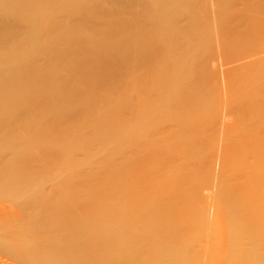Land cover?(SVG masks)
Wrapping results in <instances>:
<instances>
[{
	"label": "bare ground",
	"instance_id": "6f19581e",
	"mask_svg": "<svg viewBox=\"0 0 264 264\" xmlns=\"http://www.w3.org/2000/svg\"><path fill=\"white\" fill-rule=\"evenodd\" d=\"M258 30L264 34V0H0V142L12 140V146H18L30 141L22 148L0 149V176L25 178L66 164L74 166L75 176H112L110 165L90 167L88 162H74L75 157L86 156L90 148L91 153L102 148L117 153L115 142H145L133 133L138 123L126 127L136 115L148 129L149 120L167 113L177 101L172 100V91L164 90L170 81L179 84L183 73L169 65L187 70L185 89L205 88L208 71L198 75L197 68L205 62L200 49L190 51L194 61L188 64L187 53L174 54L180 44H196L197 35L200 42L207 38L209 45L224 44L222 32L230 33L243 43L237 55L244 56L226 60L220 71L214 69L226 73L230 81L262 61L251 52ZM224 46L233 56V46L228 42ZM255 78L264 82V67ZM245 101L215 142L220 147L217 154L199 149L173 164L186 150L182 140L198 144L199 138L205 139L202 129L190 127L183 128L176 141L168 140L171 134L165 130L144 149L130 151L140 156L125 175L123 187L153 192L155 199H144L143 206L153 212L148 232L153 230L154 238L138 232L133 209L129 219L118 222L122 212L117 207L87 209L68 217L41 210L24 216L18 208L13 216L2 207V235L28 239L29 245L17 244L20 253L47 251L58 264H169L161 246L170 238L165 235V206L172 202L162 194L173 189L178 168L203 162L208 181L214 177L222 181L203 193L208 202L202 201L194 215L219 225V236L247 240L264 255V96ZM203 107L184 116L194 125L208 124L216 118L217 107L208 113ZM234 107L232 100L227 101L226 109ZM108 157L104 154L101 162ZM128 164L120 162L127 165L124 169ZM215 165L222 166V172H215ZM197 182L192 176V185ZM257 193L262 204L255 203ZM255 209L262 213L257 215ZM101 212L114 221L97 225ZM251 252L244 249L228 261L247 264L242 257Z\"/></svg>",
	"mask_w": 264,
	"mask_h": 264
},
{
	"label": "rangeland",
	"instance_id": "374dc122",
	"mask_svg": "<svg viewBox=\"0 0 264 264\" xmlns=\"http://www.w3.org/2000/svg\"><path fill=\"white\" fill-rule=\"evenodd\" d=\"M200 16L201 18L207 17V15ZM256 34H260V36L258 41L253 45L251 52L256 53V56L263 57L262 61L248 67L244 71V74H239L230 81L226 78V73H217L214 69L216 68L217 71H220L224 67L223 65L221 66L222 63L230 58L235 59L234 57L241 53L242 42L235 41L234 37L226 31L222 32V37L226 40L224 44L215 42L209 45L206 42L207 38L202 41L205 43H202L198 35L195 36L197 39L196 44L187 45L185 42H182L180 48L174 54L178 55L182 51V55L187 53L189 58L188 64L194 61L193 52L190 54V51L194 48L200 49V57L204 58L205 60L203 61L205 62L199 64L197 68L198 75L204 70L208 71V76L203 78L204 84H206L205 88L190 89L191 91L188 90L189 88L185 89L186 83L189 81L188 74L184 76L187 70L183 67L176 68L174 64L169 65V69H174L176 73H183V76L176 81L179 84L174 86V81H170L164 90L165 93L172 91L170 96L172 100L177 98V101L168 108L169 111L167 113H162L154 118V120H149V123L146 124L149 127L148 129L141 126L139 116L137 118L136 115L130 119L132 123L130 122L131 124L126 127L132 129L133 123H138L139 126L134 128L133 133L138 141L145 139V142L142 141L137 144L131 141L115 142L114 144L119 148V152L117 153H111L106 148H102L101 152L98 150L91 153L90 148L87 150L88 154L86 156L77 155L75 157L74 162H88V166L90 167L110 165L114 170L112 176H107L106 178L88 174L75 176L72 173L74 166L70 164H66L57 170H48L44 173L34 174L25 178L14 174L0 176V208L6 207L13 216L17 212L14 208H18L23 209L21 213L24 216L32 211L41 210L50 214L52 213L56 217H68L70 215H80L87 209L102 208L98 210L107 211L117 207L122 212V217L118 222L129 219V213L131 215L129 209H133L132 213L134 215L131 216L135 220L138 232H147V235L150 233L152 238H154L153 230L148 232V228L150 227L149 220L153 212H148L145 206H143L144 199H155L153 192L151 190L144 192L140 188L130 190L123 187V181L127 178L125 175L130 171L133 161L140 156V154L129 153L131 150L144 149L147 141L157 140V137H160L165 130H169L171 134L168 140L176 141L182 137V133L184 132L182 129L190 127L202 129L205 139L199 138L201 141L198 144L182 140L183 145L180 144L181 148H185L186 150L181 154H177V157L173 160V164L184 162L183 159H186L187 155L193 154L199 149H208L217 154V149H220V147L215 146V142L226 131L225 125L231 121V118L235 115L234 113L240 111L239 107L247 103L248 100H245L249 96H253L255 99L264 96L263 79L255 78L259 73V69L264 67V34L260 30ZM227 42L233 46V56L228 54V46H224ZM242 56L239 55L236 58ZM248 80H252V83L243 85ZM242 85L243 88H240ZM235 91L237 93L233 95ZM231 100L235 105L234 109H226L227 101ZM154 104H150L149 106H154ZM160 104L161 100L158 105ZM213 106L217 107V115L208 124L200 123L194 125L184 116V112L198 111L200 107H203L205 112L208 113V111L213 110ZM186 131L190 130L187 129ZM152 132L154 133L152 134ZM111 134L113 132H110L109 135ZM29 142L24 141L18 146H12L14 142L6 140L0 142V149L22 148L27 146ZM177 148L180 149L178 146ZM104 154H108L109 157L107 160L101 162ZM123 160L125 163H129L126 169L124 168L127 165H120V162ZM116 162L117 169H114V163ZM206 164L202 162L197 166L183 165L181 168H178L181 170L179 173L174 171L178 174V177L175 183L172 184L173 189H167V193L162 194L164 199L172 202L168 206H165L167 218L165 222L167 228L165 235L170 236V238L165 243L166 245L161 246V249L166 252L169 264H230L228 261L229 256L232 257V254L239 255L244 249H252L254 251L242 257L245 263L264 264V255L261 253L262 248L254 247V244H251L247 240H234V238L230 237L223 238L219 236L221 234L219 225L209 223L206 220L201 221L194 215L193 211L197 210L198 205L202 201L208 202L206 199L204 200L203 193L209 189L212 191V188L222 181L221 179H215V177L213 180L210 179L208 181L203 171ZM213 170L215 172H222V166L215 165ZM192 176L198 180L196 186H193L191 183ZM7 183H10L13 188L8 187ZM72 186L75 187L72 188ZM71 198L73 200H70ZM177 198L179 201H177ZM262 202L261 195L257 193L255 203L262 204ZM255 210L257 215L262 213L261 209ZM101 213L97 225L101 222L111 223L114 221L110 214ZM188 213L189 216H187ZM0 214L2 215L1 211ZM241 228V224H239L238 230ZM3 233V228H0V264H58L59 259L50 255L47 251H40L37 254L30 255L20 253L17 244L25 243L29 245L31 242L28 239L21 238L17 234L2 235ZM2 237H4L3 240L1 239Z\"/></svg>",
	"mask_w": 264,
	"mask_h": 264
}]
</instances>
